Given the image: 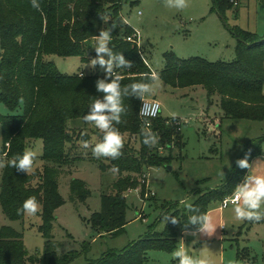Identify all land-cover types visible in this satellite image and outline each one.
Returning <instances> with one entry per match:
<instances>
[{
	"label": "trees",
	"instance_id": "obj_1",
	"mask_svg": "<svg viewBox=\"0 0 264 264\" xmlns=\"http://www.w3.org/2000/svg\"><path fill=\"white\" fill-rule=\"evenodd\" d=\"M234 1L213 0L214 9L225 15L227 9L234 8ZM128 2L135 5L140 0H37L39 9L32 7L31 0H0V100L13 111L21 104L25 107L22 114L0 113L3 141L0 156L5 155L1 160L0 203L9 219L21 220L26 213L17 210L22 209L25 200L34 198L41 206L40 229L46 240L41 255L31 254L23 233L4 225L0 229V264H69L89 251L91 241L86 240L82 250L60 255L59 243L52 232L56 210L64 203L60 177L70 164L86 159L83 155H71L72 144L87 139L88 135L71 128L70 121L84 119L90 106L103 98L104 94L97 91V81L114 77L98 70L65 74L49 56H79L82 61L94 59L93 40L115 23L109 46L114 53H122L130 60L132 67L117 68L114 75L122 77V88L137 82L150 84L152 80L145 79V75L151 76L153 70L144 61L138 43L128 40L136 32L122 15L123 5ZM235 34L240 44L234 60L214 62L201 56L181 58L169 51L165 53V66L156 77L174 87L203 85L210 97L220 95L224 113L221 119L264 120V37L241 29ZM143 98L123 97L126 112L122 114L121 123L114 124L120 134L135 136L140 142L139 148L123 141L119 157L90 158L98 161L103 171L118 172L112 192L103 194L101 209L88 221L93 231L101 236L125 232L129 208L126 192L141 188L144 193L142 178L147 170L170 165L172 157L161 154L160 148L171 149L175 143H182L180 146L184 147L181 127L176 124L179 118L166 119L162 115L149 128L157 143L152 146L144 143L143 130L146 128L140 116ZM217 123L220 127V119ZM99 139L102 142L103 134ZM39 140L43 143L42 170L26 172L11 166V160L22 156ZM263 145L264 136L251 140L237 160L246 157L251 164L254 157L263 154ZM236 162L222 186L197 192L196 198L188 203L191 209L173 202L161 204L163 212L170 215L162 232H157L154 224L147 234L125 249L110 250L90 264H144L150 249L176 251L185 231H198L196 225L189 223V218L207 216L211 202L223 201L232 195L236 185L246 176L249 169L240 168ZM70 189L73 201L86 202L91 195L87 182L80 178L71 181ZM171 217H175L177 223H173ZM245 254L242 250L239 256L245 257Z\"/></svg>",
	"mask_w": 264,
	"mask_h": 264
},
{
	"label": "rangeland",
	"instance_id": "obj_2",
	"mask_svg": "<svg viewBox=\"0 0 264 264\" xmlns=\"http://www.w3.org/2000/svg\"><path fill=\"white\" fill-rule=\"evenodd\" d=\"M122 15L139 32L144 61L155 73L164 68L165 53L169 51L181 58L201 56L214 62L232 61L237 57L240 44L235 34L237 29L264 37V3L260 0H235L234 8L227 9L225 15L214 9L213 0H186L183 9L168 7V0H140L135 5L125 3ZM1 50L0 43V54ZM49 59L65 74L96 70L105 73L99 64L92 66L93 59L82 61L79 56L59 55H51ZM149 85L152 90L146 97H155L161 103V115L166 119L179 118L176 124L181 127L184 147L181 148L182 143H175L171 149L160 148L161 154L172 157V169L169 165L149 168L142 178L144 193L141 188L126 192L128 224L122 234L101 236L88 223L91 215L101 209L103 194L112 192L118 172L103 171L98 161L90 159L94 156L92 149L100 143L102 130L83 118L70 121L71 128L88 135L87 139H79L72 144L71 155H83L86 159L70 164L60 177L64 203L56 210L57 219L52 233L59 243L60 255L82 250L86 240L91 241V246L87 253L69 264H90L110 250L125 249L147 234L154 224L156 231L162 232L167 224L164 216L168 214L163 212L161 204L173 202L186 206L196 198L198 191L222 186L249 142L264 136V120L221 119L224 113L220 95L210 97L203 85L174 87L158 76ZM24 109V104H21L13 111L0 100L2 114H22ZM217 119H220V127ZM120 135L123 141L139 148L140 142L135 136L128 133ZM86 142L88 147L84 146ZM2 144L0 127V147ZM27 151L36 153L30 171L42 170V141L35 142ZM4 157L0 156V182ZM251 165L253 173L264 174V152L254 157ZM74 178L87 182L91 195L86 202L71 199L70 184ZM208 220L210 227L206 232L185 231L176 251L183 248L203 264H264V219L237 220L234 206L230 204L223 208L222 199H217L209 206ZM41 223L38 210L35 214L26 213L24 219L11 220L0 203V229L8 225L22 232L31 254L41 255L45 247ZM242 250H245V257L239 256ZM176 251L150 249L144 264H179L178 258H174Z\"/></svg>",
	"mask_w": 264,
	"mask_h": 264
},
{
	"label": "clouds",
	"instance_id": "obj_3",
	"mask_svg": "<svg viewBox=\"0 0 264 264\" xmlns=\"http://www.w3.org/2000/svg\"><path fill=\"white\" fill-rule=\"evenodd\" d=\"M31 5L35 9L40 8V3L37 0H31ZM168 7L183 9L186 7V0H168ZM105 21V17L101 16ZM116 27L113 23L112 27L108 30H102L97 35L94 48L96 57L92 61V66L99 64L105 70L108 77L112 79H99L96 83L97 91L103 93V98L96 100L91 106L90 111L85 114L84 120L93 123L96 128L102 130L103 140L97 143L92 149L93 155L96 157H112L117 158L121 155L123 147V139L119 131L114 127V124L121 123L122 114L126 112L123 104V97L135 96L143 98L146 93L151 92V87L148 83L137 82L131 85L121 87V79L119 75H114L117 68L132 67V62L127 60L122 53H114L109 46L112 39V29ZM107 57V58H106ZM156 79V74L152 73L151 76L145 75V79ZM131 89V91H129ZM159 105H154L150 109H142V114L145 116L155 117L159 112ZM144 143L152 146L157 143L155 134L150 129L143 130ZM88 147L87 142L84 145ZM36 156L35 152L27 151L22 156H17L10 161L12 167H16L19 171H30L33 166V161ZM237 165L240 168H248L250 171L238 183L229 199L224 201L226 207L229 203L234 206L235 218L240 221H260L264 219V174H255L251 171L252 165L249 160L240 158L237 160ZM192 208L191 204L186 205ZM38 210L37 202L34 198H29L24 201L22 209L28 214H35ZM170 215H165L166 222L169 220ZM173 223H177L175 217H171ZM189 223L196 225L199 232H206L210 223L207 216L192 215L189 218ZM174 258H178L179 264H203L198 262L188 255L183 248L178 249L174 253Z\"/></svg>",
	"mask_w": 264,
	"mask_h": 264
},
{
	"label": "built area",
	"instance_id": "obj_4",
	"mask_svg": "<svg viewBox=\"0 0 264 264\" xmlns=\"http://www.w3.org/2000/svg\"><path fill=\"white\" fill-rule=\"evenodd\" d=\"M138 39H139V32L137 30H136L135 34H133V35L128 37V40L135 41L140 46V43H139ZM153 73H155V72L153 71ZM154 105H159V109H160L155 117L145 116V115L142 114V111H141L142 109H145V108L150 109ZM161 112H162V105L156 98H150V97H146V96L143 98V101H142V104H141V107H140V116H141V119H142V122H143V126L146 129H149V128L152 127L153 121L161 115ZM230 197H231V195L229 197H226L222 201V207L223 208H226L227 206H229L231 204V203H229L226 207L224 206V201L226 199H229Z\"/></svg>",
	"mask_w": 264,
	"mask_h": 264
},
{
	"label": "crops",
	"instance_id": "obj_5",
	"mask_svg": "<svg viewBox=\"0 0 264 264\" xmlns=\"http://www.w3.org/2000/svg\"><path fill=\"white\" fill-rule=\"evenodd\" d=\"M154 98H155V97H154ZM39 207H40V208L38 209V211H39V213H40L41 206L39 205ZM38 215H39V214H38ZM207 217H208V215H207Z\"/></svg>",
	"mask_w": 264,
	"mask_h": 264
},
{
	"label": "water",
	"instance_id": "obj_6",
	"mask_svg": "<svg viewBox=\"0 0 264 264\" xmlns=\"http://www.w3.org/2000/svg\"><path fill=\"white\" fill-rule=\"evenodd\" d=\"M1 55H2V54H0V56H1ZM169 168L172 169V167H171L170 165H169Z\"/></svg>",
	"mask_w": 264,
	"mask_h": 264
}]
</instances>
